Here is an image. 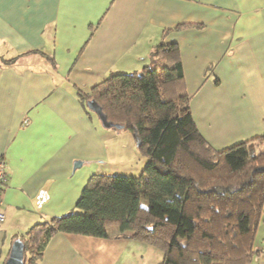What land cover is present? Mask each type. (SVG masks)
<instances>
[{
    "label": "crops",
    "instance_id": "1",
    "mask_svg": "<svg viewBox=\"0 0 264 264\" xmlns=\"http://www.w3.org/2000/svg\"><path fill=\"white\" fill-rule=\"evenodd\" d=\"M168 44L180 49L191 114L215 150L264 136V0H0V160L9 178L0 264L29 228L75 210L116 159L113 135L89 109L92 89L142 71ZM257 248L252 264H264V232ZM163 261L118 230L107 239L57 234L41 264Z\"/></svg>",
    "mask_w": 264,
    "mask_h": 264
},
{
    "label": "trees",
    "instance_id": "2",
    "mask_svg": "<svg viewBox=\"0 0 264 264\" xmlns=\"http://www.w3.org/2000/svg\"><path fill=\"white\" fill-rule=\"evenodd\" d=\"M152 57L150 66L111 77L86 99L133 135L147 160L142 173L94 175L75 210L21 235L25 264H41L57 234L107 239L114 226L162 252V264H252L260 255L264 136L215 150L191 114L179 47L160 45Z\"/></svg>",
    "mask_w": 264,
    "mask_h": 264
},
{
    "label": "rangeland",
    "instance_id": "3",
    "mask_svg": "<svg viewBox=\"0 0 264 264\" xmlns=\"http://www.w3.org/2000/svg\"><path fill=\"white\" fill-rule=\"evenodd\" d=\"M94 117L98 120L99 117L94 114ZM100 126L104 130L102 123L98 120ZM106 133L113 135L107 141L109 148L116 152V159L109 161L105 165L101 166L100 174L97 175H118L127 177H138L147 164V160L141 156L137 149L136 141L133 135L129 131H117L116 129L104 130ZM148 207L149 204H145ZM118 231L116 226L109 229V233ZM264 232V214L263 221L261 223L256 245L260 244L261 234ZM257 245V246H258Z\"/></svg>",
    "mask_w": 264,
    "mask_h": 264
},
{
    "label": "water",
    "instance_id": "4",
    "mask_svg": "<svg viewBox=\"0 0 264 264\" xmlns=\"http://www.w3.org/2000/svg\"><path fill=\"white\" fill-rule=\"evenodd\" d=\"M89 109L92 110L100 119L102 125L106 129L115 128L121 130L122 128L108 122L107 117L96 102H88ZM83 165L82 162H77L74 169H79ZM5 264H25V244L21 239H17L11 248L8 259Z\"/></svg>",
    "mask_w": 264,
    "mask_h": 264
},
{
    "label": "built area",
    "instance_id": "5",
    "mask_svg": "<svg viewBox=\"0 0 264 264\" xmlns=\"http://www.w3.org/2000/svg\"><path fill=\"white\" fill-rule=\"evenodd\" d=\"M8 167L4 160H0V225L6 221V213L4 211V202L2 199V193L8 184Z\"/></svg>",
    "mask_w": 264,
    "mask_h": 264
}]
</instances>
